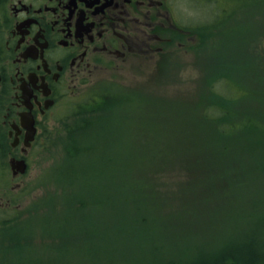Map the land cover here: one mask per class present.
<instances>
[{"label": "rangeland", "instance_id": "1", "mask_svg": "<svg viewBox=\"0 0 264 264\" xmlns=\"http://www.w3.org/2000/svg\"><path fill=\"white\" fill-rule=\"evenodd\" d=\"M189 1L192 0L183 2L186 4ZM221 3V0H194L193 38L179 40L184 44L170 46L167 53L161 54L163 61L156 69L149 60L146 63V71L131 67L133 65L131 61L121 68L100 70L88 84L83 85L85 104L96 94H108L105 95L103 102L83 106L81 115L75 121L83 125L86 123L85 118L87 121H97L99 117H103L98 124L89 128L90 138H95L97 134L92 131L100 128L102 133L105 129L102 135L106 136L100 146L94 141H100L103 137L101 134L99 139L97 137L89 143L92 147L96 145L100 147L92 160L91 154H87L76 161V164H71V167L66 165L65 141L68 129L76 125L74 120L77 117L51 121L50 133L44 146L35 151L33 167L26 178L28 186L26 190L13 191L9 182L0 185V260L3 257H13L15 242L20 244L28 242L33 251L42 250L43 254L38 252V257L43 264H65L64 259H68L69 256L65 251H61L59 246L49 245L55 239L43 232L46 231L44 220L59 216L61 218L56 222H59L58 225L60 224L63 229L83 227L80 209L71 205L61 214L63 207L61 196L63 194L66 202L69 195L63 191L69 193L72 190H79L85 175H92L93 172L99 174L102 167L100 153L103 156L110 154L118 156V153L114 154V150L120 151L122 147L131 150L129 153H132V159L129 162L134 161V168L141 167L142 176L154 173L159 181L155 200L152 201L155 212L150 215L160 220L173 218L174 220L169 222L187 225L185 228H178L177 231L173 224H165L164 231L170 240L165 242L163 247L173 246L175 255H185L184 250L188 247L194 248L193 250H216L225 243L238 244L254 236L264 241V169L263 173L261 168L256 170L255 175H249V180L245 181L240 178V172L237 171H241L242 163L246 160L239 159L236 153L232 152L231 155L238 159V163L230 165L228 174L231 175L225 180L222 179L226 166L222 164L223 161L209 162L205 154L206 151H211V148H207L209 145L205 146L207 137L208 141L210 140V136L206 135L210 119L205 114L206 108L214 103L215 98L207 84L208 79L211 81L214 77L211 76L212 71L216 69L230 72V76H233L231 80L236 85H241L239 82L245 81L252 87L257 78L249 76L240 79L246 72L241 68L247 65L242 64L240 57L242 47L249 43L246 52H254L252 51L254 42L250 44L251 34L253 35V27L251 29L250 25L256 16L255 12L251 18H242L244 12L241 11L242 4L239 3L233 11L234 14L230 13L219 27L213 30L200 27L202 23L208 25L214 19L212 13L217 11L216 6L225 4L224 0ZM251 6L253 9L257 8L256 0L246 5L249 9ZM182 15L181 12V20L186 22V17ZM220 33L221 36H218ZM261 36L254 52L258 63L256 65L253 61L251 64L257 66L259 70H264V32ZM214 42L215 47L210 46L204 50L206 45ZM261 81L264 82L263 79ZM242 87L247 86L243 84L240 88ZM247 90L249 93L242 97L243 100L239 99L238 104L226 103L227 107L237 120L239 113H242L246 114L244 116L262 119H259V122L264 126L262 109L264 95L255 97L251 94L253 93L251 88ZM213 130L216 133L217 130L215 128ZM225 140H230L227 144H231L234 142V136ZM260 151L263 152L256 149L253 154L261 158ZM261 159H264V156ZM258 161L259 164L263 163L261 160ZM74 172L79 175V181L76 178L66 180L67 175H73ZM233 178L240 186L229 184ZM87 180L94 188L98 186L100 192L108 191L104 188L106 180H101L98 175ZM228 186H232L230 187L232 191L229 190L231 193L225 196ZM104 196H108L110 205L112 197ZM110 211L108 206L104 208L94 206L90 212L91 224H96L97 218L94 217H97V213H103L105 221L110 223L111 219L107 217ZM148 213L147 211L146 214ZM47 221L50 222L49 219ZM24 230L25 233L22 232ZM23 234L24 236L26 234V238L22 236ZM104 235L111 236L112 233ZM149 236L152 238L141 242L144 247L149 246V249L145 248L138 254L143 252L151 256L153 254L151 250L157 253L156 249L151 248L154 244H162V236L160 235V242L156 243L154 239L156 240L157 235ZM136 239H132L129 244L135 245ZM86 242L88 245L96 246L100 244V239ZM32 249L28 250L31 252L28 258L24 259V254L17 255L11 264H29L33 259ZM70 257L69 259L77 262H80L79 258L85 259L84 256L78 255Z\"/></svg>", "mask_w": 264, "mask_h": 264}, {"label": "flooded vegetation", "instance_id": "2", "mask_svg": "<svg viewBox=\"0 0 264 264\" xmlns=\"http://www.w3.org/2000/svg\"><path fill=\"white\" fill-rule=\"evenodd\" d=\"M183 1L0 0L1 186L25 191L51 121L76 123L83 106L104 101L99 93L83 103L98 71L131 61L146 71L147 60L156 69L162 53L193 38L194 0Z\"/></svg>", "mask_w": 264, "mask_h": 264}, {"label": "trees", "instance_id": "3", "mask_svg": "<svg viewBox=\"0 0 264 264\" xmlns=\"http://www.w3.org/2000/svg\"><path fill=\"white\" fill-rule=\"evenodd\" d=\"M221 1L223 3V0ZM224 2V5L216 6L217 11L212 13L214 19L211 20L208 25L202 23L200 25L201 29L207 28L208 30H213L215 27H219V25L227 20V16L230 13L234 14V9L241 3V11L244 12L242 18L245 17V19H247L248 17H253L254 12L256 15L253 18V23L251 22L252 25H250L251 29L253 27V35L251 34L250 44L254 42V49L252 51L255 52L256 45L262 37V32H264V0H256V9H253L252 6L250 9L246 7L247 4L253 3L254 0H224ZM259 5L262 6L260 7ZM257 14L259 15L257 16ZM221 34L222 33L218 36H221ZM214 44L215 42L211 45H206L204 50L210 46L215 47L216 45ZM248 44L249 43L242 47L240 53L242 64H247L242 67L241 70L243 71V69H245L246 72L243 74L247 76L241 75L240 79L243 80L249 76H257L256 82L252 87L249 85V82L245 81H240L239 84L241 85H236L231 80L233 76H230V72L226 73L223 70L216 69L211 73V76H214L213 78L211 77L212 80L210 81L209 78L207 82L210 89L215 94V98L213 101L214 103H212L208 109L206 108L205 116L210 119L208 120L210 124L207 129L209 128L211 131L208 129V133H206V135L210 136V140L208 141L207 137L205 146L207 147L209 145L207 148H211V151H206L205 154L208 156L209 162L223 161L222 164L226 166L223 169L224 174L222 179L225 180L231 175L230 173L228 174L230 165L234 166L238 163V159H234L233 155H231L232 152H235L239 159L243 158V160H246H242V166L240 165L242 167L241 171H237L238 173L240 172V175L238 174L240 178L245 181L249 180V175L254 176L256 170H260L261 168L263 173L264 169V159H261L264 156V126L260 124V118L255 119L244 116L246 114L239 113L237 120L227 107V104H238L239 99L248 95L249 90H247V88L252 89L253 93L251 94L255 97L264 95V82L261 81L262 79L264 80V78H262V76L264 77V70H259L257 66L254 67L253 64H251L255 61L257 65L258 62L254 52H246ZM217 82L218 84L216 85ZM243 84H246L247 87L240 88ZM262 105H264V102H262ZM262 109H264V106H262ZM90 112H92V110H90ZM102 118L103 117H99L97 121L90 120L91 122L87 121L85 118V124L74 125L68 129V136L65 141L67 151V158L65 160L66 165L68 164V166L71 167V164H76V161L81 160L82 157H86L87 154H91L90 158L91 160L93 159L94 154L100 148V144L104 143L103 140L106 139V136L102 135L105 129L102 133L100 128L99 130H93L92 132H95L97 136L95 138H90L89 128L90 126L98 124ZM88 122L90 123L88 124ZM214 128L217 130L216 133L213 130ZM100 134L103 136L100 140L101 143L100 141L92 140L97 139V137L99 139ZM106 134L107 133H105V135ZM233 136L234 142L227 144L230 140L226 141L225 139H230ZM93 141L99 143V146L96 145L92 147L89 145V143ZM256 149L263 150V152L260 151L261 158L253 154ZM119 150L120 151L114 150V154L118 153V156L111 154L103 156L100 153L99 158L100 161H102V167L99 174L93 172L92 175H85L82 180V187L79 190H72L69 193L66 190L63 191V193L69 195L66 198V202L63 199V194L61 196V201H63L61 214L65 210L67 211L71 205L76 209H80L81 217L84 222L83 227H79L78 229H63L60 227V224L58 225L59 222H56L61 218L59 216L56 218H46V220H44L46 223L44 224L46 231L43 230V232L55 239V241L49 245L59 246L61 251H65L69 256L68 259H64L65 264H264V241L258 240L256 236L250 240L238 242L239 245L236 242L231 244L225 243L216 250H193L194 248L191 249L188 247L185 248V255L183 256L175 255L173 246H171V248L163 247V244L170 240L166 236L167 233L164 231L165 224H173V228H176L177 231L178 228H185L187 225L186 223H178L175 221L174 223L177 224L169 222L173 221V218H168L167 220L162 218V220H160L150 215L154 211L152 201L155 200V192L159 188L157 187L159 181H157L154 173H147L148 176H142L143 170L141 167L134 168V161L129 162L132 159V153H129L131 150L124 147ZM249 159L256 160L249 161ZM258 160L263 161V163L259 164ZM110 161L112 162L111 165ZM63 169H61L62 173ZM94 175H98L101 180H106L104 183V188L108 190L106 193L100 192L97 185V187L94 188L91 183H88L89 180L87 179H93ZM86 176H88L87 179ZM70 178H76L79 181L80 177L75 173L70 176L67 175L66 180H70ZM234 179L235 178H233L229 184L240 186ZM230 187L232 186L226 188L225 196L228 195L227 193H231L230 191H232V188ZM217 190L218 189H216V191ZM104 195L112 197L110 205L108 204V196L106 197ZM94 206H100L102 208L108 206L110 208L111 211L107 213V217L111 219L110 223L105 221L103 213H97V217H94L97 218L96 224H91L92 217L90 212ZM147 211L149 212L148 215L146 214ZM48 219L50 222L47 221ZM22 232L25 233V230ZM104 233H112V235H104ZM14 234H17V232H14ZM149 235H157L156 240L153 238L155 243L160 240V235L162 236V244H154L155 246L153 245L151 248L156 249L157 253L151 250L153 252L151 256L145 255L143 252L138 254V252L145 250V248L149 249V246L144 247L141 243L144 240L151 239L152 237ZM22 236H24V234ZM24 237L26 238V234ZM96 238L100 239L99 245L94 246L87 244L86 241ZM134 238H137L136 244L130 245L129 242ZM27 243L20 244L15 242L12 252L13 257H3V259L0 260V264H11L12 261H14L13 258H16L17 255L22 256L24 254V259L28 258L31 253L28 252V250L30 251L32 247ZM31 251H33V249ZM38 252L43 254L41 249L33 251V259L29 261V264H43L38 257ZM71 255L84 256L85 259L79 258L80 262L73 261L69 259Z\"/></svg>", "mask_w": 264, "mask_h": 264}]
</instances>
